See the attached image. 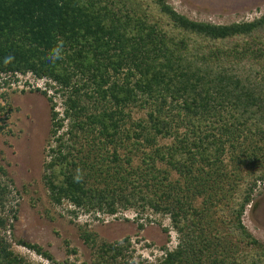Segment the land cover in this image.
Masks as SVG:
<instances>
[{
    "label": "trees",
    "instance_id": "obj_1",
    "mask_svg": "<svg viewBox=\"0 0 264 264\" xmlns=\"http://www.w3.org/2000/svg\"><path fill=\"white\" fill-rule=\"evenodd\" d=\"M129 1L0 0V89L3 75L47 81L35 91L49 105L50 202L168 217L178 246L157 264H264V243L244 224L264 187V15L215 24L168 0ZM0 172L2 213L12 190ZM83 239L92 264H134L130 238ZM0 264L32 263L0 236Z\"/></svg>",
    "mask_w": 264,
    "mask_h": 264
},
{
    "label": "rangeland",
    "instance_id": "obj_2",
    "mask_svg": "<svg viewBox=\"0 0 264 264\" xmlns=\"http://www.w3.org/2000/svg\"><path fill=\"white\" fill-rule=\"evenodd\" d=\"M141 1L150 3V0ZM125 2L131 4L129 0ZM168 2L192 20L215 24L252 21L264 15V0ZM1 78L8 80L10 86L0 89V167L6 171L4 181L12 195L0 217H10L13 227L0 229V236L11 244L15 253L32 264H52L20 245L22 240L50 251L58 264H92L93 250L83 239L85 232L95 235L99 243L130 238V260L134 264H157L164 254V246L169 250L178 246V235L168 217L147 212L138 218L133 210L116 216L75 213V208L67 203L62 206L52 204L42 180L50 130L49 105L47 99L35 91L36 88L46 89L47 81L38 80L31 74L16 79L5 75ZM49 95L54 94L50 91ZM55 101L58 110L63 111L62 99L56 96ZM133 116L136 119L146 117L140 110H135ZM14 214L16 221L12 218ZM244 224L264 243V187L255 193L246 210ZM139 225L144 228L139 230ZM163 228L169 229V234L164 233Z\"/></svg>",
    "mask_w": 264,
    "mask_h": 264
},
{
    "label": "clouds",
    "instance_id": "obj_3",
    "mask_svg": "<svg viewBox=\"0 0 264 264\" xmlns=\"http://www.w3.org/2000/svg\"><path fill=\"white\" fill-rule=\"evenodd\" d=\"M62 43V42H61ZM56 52L58 53L59 52V48L56 49Z\"/></svg>",
    "mask_w": 264,
    "mask_h": 264
}]
</instances>
